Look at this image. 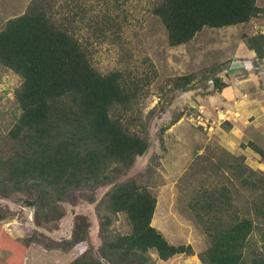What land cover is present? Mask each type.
Instances as JSON below:
<instances>
[{
	"label": "trees",
	"instance_id": "trees-1",
	"mask_svg": "<svg viewBox=\"0 0 264 264\" xmlns=\"http://www.w3.org/2000/svg\"><path fill=\"white\" fill-rule=\"evenodd\" d=\"M149 11L174 47L189 44L206 28L249 23L264 14V6L258 0H149ZM115 22L108 12H91L86 0H31L24 12L0 27V67L22 77L15 93L20 115L0 134V196L35 194L32 205L40 225L43 218L63 217L62 203L70 193L113 184L96 207L99 255L90 240L91 223L78 216L72 237L56 247L71 255L65 264H154L152 252L162 261L195 254L191 244L171 243L152 223L158 199L151 179L159 162L118 182L150 148L153 110L144 116L142 100L158 70L150 60L145 74L132 60L108 72L95 66L98 45L115 31ZM244 38L264 59V33ZM220 71L202 75L213 80V94L227 86ZM195 80L196 74L188 73L167 77L165 84L168 91L187 92ZM242 146L264 156L253 141ZM222 162L227 167L222 181L198 188L189 202L209 241L198 258L203 264H264L257 223L243 213L234 195L250 194V211L264 223V173L247 164L244 154ZM120 214L130 225L128 232L116 226ZM1 250L11 253L7 264H26L28 243L0 226Z\"/></svg>",
	"mask_w": 264,
	"mask_h": 264
},
{
	"label": "rangeland",
	"instance_id": "rangeland-1",
	"mask_svg": "<svg viewBox=\"0 0 264 264\" xmlns=\"http://www.w3.org/2000/svg\"><path fill=\"white\" fill-rule=\"evenodd\" d=\"M30 1L0 0V27L10 17L24 12ZM258 2L264 6V0ZM86 5L94 14H112L116 21L115 31L98 45L94 63L99 70L108 72L127 64L129 60L138 65L140 74H145L149 69V60L158 70V79L142 100L144 116L153 110L149 121L150 148L145 155L137 158L118 182L146 171L149 164L159 162L151 179V190L158 199L152 223L171 243L191 244L195 254L176 255L162 261L156 252H152L153 263L203 264L198 253L207 248L209 241L189 202L198 188L210 187L222 181V176L227 172V167L222 162L223 157L241 155L239 151L243 149L242 143L247 144L253 140L240 136L242 139H236L237 147L229 146L227 140L230 136L233 138L234 134H224L228 132L226 123L233 125L230 117H236L237 121V117L241 115L233 109L219 114L217 106L223 101L220 98L216 102L212 95H219L220 92L213 94V80L205 79L202 75L204 72L211 75L210 70L220 68L219 75L228 84L232 77L226 68L238 67L236 65L241 62L244 67H249L240 57L238 60L234 59L238 58V53L246 55V58L250 57L251 48L244 37L264 30V14L246 24L206 28L189 44L173 47L168 43L165 27L149 11V0H86ZM255 55L253 71L249 73L242 68L236 75L237 78L250 76L252 85L256 78L264 80V59L258 58L257 53ZM246 62L251 65V61ZM188 73L196 74L191 90L168 91L165 84L167 77ZM21 82L19 74L0 67V134H6L20 115L15 93ZM259 82L261 87L256 83L255 91L259 96H264V82ZM245 94L250 96L247 91ZM175 119L178 120L174 122ZM243 131L246 132L242 128L240 133ZM236 185L239 186V183ZM112 186L113 184H107L96 190L83 189L70 193L62 203L65 208L63 217L56 218L52 215L49 219L43 218L40 225L36 223V208L32 205L36 203L35 194L15 192L8 198L0 196V226L13 239L28 243L26 264H65L71 259V255L57 249V244L67 243L72 237L76 217L86 216L91 223L90 240L99 255L100 220L96 207ZM234 195L243 213L251 216L257 223L255 236L264 251V223H259L256 214L250 211V194ZM25 200L30 201L25 203ZM79 224H82L81 220ZM116 226L122 232L129 231L130 225L124 214H120ZM37 243H48L53 248H45ZM10 256V252L1 250L0 264H7L6 260Z\"/></svg>",
	"mask_w": 264,
	"mask_h": 264
},
{
	"label": "crops",
	"instance_id": "crops-1",
	"mask_svg": "<svg viewBox=\"0 0 264 264\" xmlns=\"http://www.w3.org/2000/svg\"><path fill=\"white\" fill-rule=\"evenodd\" d=\"M260 32L264 33V30H260ZM255 53L256 52L254 50L250 49V57L247 58L246 55L238 53V58H235L234 60H238L240 57V59L244 61L246 65H249V67H244L241 62L240 65H236L238 67L230 66V69L226 68V71L232 77V81L222 89V91L219 93L220 97L218 94V96L216 94L212 96L214 100H216V102L220 101V98L223 101L217 106L219 114L224 113L229 109H233L235 110V113L241 115L237 117V121L235 120L236 117H230L229 120L233 125H230V123H226L227 126L224 125L225 127H227L226 130L228 131L224 134H229L230 132L234 134L232 135L233 138L230 136V138L227 140L229 146L237 147V140L241 136L243 139L247 137L249 140H253L256 143L258 140V143L260 144L259 146L261 147V145H263L261 148L264 150V99H261V97L264 98V96H259L258 92L255 91L256 83H258V85L260 86L259 81L264 82V80L261 78H256V81H253L254 84L252 85L250 83V76H248L247 78L236 77L239 69L245 68L249 73L253 71L252 68L254 67V60H256V58L253 60V58L256 57ZM246 61H251V65L250 63L247 64ZM247 86L249 87L248 89ZM262 87V89H264V85ZM246 91L250 96H247L245 94ZM242 128H244L246 132L243 131L240 133V130ZM254 152V150L246 147L240 150L239 154H244L246 156V162L251 167L262 170L264 172V156H261L260 154ZM251 161L255 163L253 164Z\"/></svg>",
	"mask_w": 264,
	"mask_h": 264
},
{
	"label": "water",
	"instance_id": "water-1",
	"mask_svg": "<svg viewBox=\"0 0 264 264\" xmlns=\"http://www.w3.org/2000/svg\"><path fill=\"white\" fill-rule=\"evenodd\" d=\"M29 201H30V200H25L24 202L27 203V202H29Z\"/></svg>",
	"mask_w": 264,
	"mask_h": 264
}]
</instances>
